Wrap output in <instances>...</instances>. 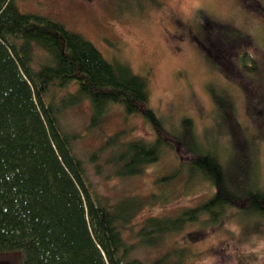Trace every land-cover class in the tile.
Masks as SVG:
<instances>
[{"label": "trees", "instance_id": "obj_1", "mask_svg": "<svg viewBox=\"0 0 264 264\" xmlns=\"http://www.w3.org/2000/svg\"><path fill=\"white\" fill-rule=\"evenodd\" d=\"M208 20L201 24L205 33L211 27ZM227 41L229 51H214L218 60H227L224 54L248 43ZM36 47L44 52L37 68L32 63ZM239 60L245 72L256 71L247 52ZM70 84L75 91L55 100L53 87L67 89ZM80 99L92 105L91 125L99 123L107 104L116 103L127 114L140 112L156 129L151 141L128 138L123 130L105 138L99 149L111 151L106 162L115 175L138 174L158 159L164 126L149 106L147 78L124 61H109L89 39L61 22L23 12L15 0H0V253L20 252L22 264H142L131 255L136 245L157 246L187 222L219 225L232 208L255 212L264 220V188L249 167L234 163L239 152L220 158L214 148L198 143L190 119L184 117L181 138L188 135L185 141L191 139L196 151L190 148L189 159L155 183L186 170L190 180L200 175L208 181L212 192L177 217H145L136 233L139 240L128 243L121 229L131 228L145 206L166 202V194L132 196L113 204L96 194L73 150L76 137L59 120L60 111ZM190 256L187 249L174 246L145 264H187Z\"/></svg>", "mask_w": 264, "mask_h": 264}, {"label": "rangeland", "instance_id": "obj_2", "mask_svg": "<svg viewBox=\"0 0 264 264\" xmlns=\"http://www.w3.org/2000/svg\"><path fill=\"white\" fill-rule=\"evenodd\" d=\"M15 1L21 11L61 22L89 39L109 61H124L147 78L148 103L163 123L159 135L164 143L158 159L138 174L115 175L114 166L106 162L111 151L99 147L108 135L122 130L131 139H155L156 129L140 112L127 114L121 105L109 103L99 123L91 125L92 105L80 99L59 113L63 130L76 137L72 147L94 191L108 204L166 194V202L145 206L131 228L121 229L128 243L139 240L136 233L145 217H177L212 192L208 181L200 175L190 180L186 170L155 183L178 170L189 159L190 148L196 151L191 139L185 141L188 135L181 138L184 117L190 119L198 143L214 148L220 158L239 152L234 163L244 170L249 167L253 180L264 188V0H251L253 6H246L245 0ZM204 19L211 25L206 33ZM217 22L226 28H217ZM201 34L209 50L201 45ZM227 39L248 43L230 56L224 54L227 60H218L214 51H229ZM244 52L256 62V71L245 72L239 60ZM43 57L44 52L34 48L33 67ZM53 88L55 100L75 91L73 84ZM240 210H228L219 225L187 222L157 246L136 245L131 255L145 264L177 246L189 251L187 264H264V220ZM0 264H22V254L0 253Z\"/></svg>", "mask_w": 264, "mask_h": 264}, {"label": "flooded vegetation", "instance_id": "obj_3", "mask_svg": "<svg viewBox=\"0 0 264 264\" xmlns=\"http://www.w3.org/2000/svg\"><path fill=\"white\" fill-rule=\"evenodd\" d=\"M245 4H246V6H253L254 5L253 3H251V0H245ZM203 39H204V36L201 34L200 43H201V45H203L205 47V49L209 50V48L206 46V44L203 43Z\"/></svg>", "mask_w": 264, "mask_h": 264}]
</instances>
